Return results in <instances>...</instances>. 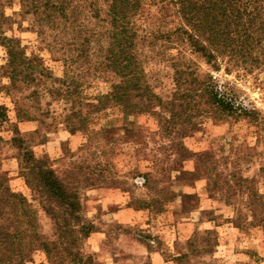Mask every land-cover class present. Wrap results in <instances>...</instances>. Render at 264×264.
Returning <instances> with one entry per match:
<instances>
[{
    "label": "rangeland",
    "instance_id": "374dc122",
    "mask_svg": "<svg viewBox=\"0 0 264 264\" xmlns=\"http://www.w3.org/2000/svg\"><path fill=\"white\" fill-rule=\"evenodd\" d=\"M109 1L0 0V226L14 229L7 195L21 193L41 241L56 239L15 137L78 190L93 232L77 247L93 264H264V41L259 65L214 70L175 32L188 28L174 6L145 0L132 52L148 90L97 110L120 82ZM211 88L245 113L217 109ZM31 243L24 264H51Z\"/></svg>",
    "mask_w": 264,
    "mask_h": 264
},
{
    "label": "trees",
    "instance_id": "16d2710c",
    "mask_svg": "<svg viewBox=\"0 0 264 264\" xmlns=\"http://www.w3.org/2000/svg\"><path fill=\"white\" fill-rule=\"evenodd\" d=\"M144 1H109L110 47L107 67L120 78V82L111 84L109 91L98 99L97 110L108 106H120L124 110L136 107L137 104L129 103V100L138 97L134 93L148 90L147 86L140 84L143 71L132 52L139 31L136 21ZM168 1L188 28L183 31L178 28L175 32L185 35L184 39L193 52L200 54L212 69L218 70L219 60L225 58L226 67L246 69L244 58L259 65L262 54L254 47L264 41L261 36L264 0ZM208 95L211 103L222 112L245 113L213 88ZM3 110L0 106L1 122L5 118ZM12 142L21 152L20 177L24 185L38 195L43 211L53 220L56 239L50 243L42 242L35 231L34 212L25 197L21 193H10L6 205L11 207L15 203L20 207V219L15 214V225L9 224L14 227L13 230L0 226V264H24L29 261L24 251L32 241L39 243L51 264H93L92 257L77 247L82 239L93 232V225L82 216L78 190L55 173L47 155L36 156L18 138H12ZM8 181L9 177L0 173V190L9 191V187H6ZM11 200L14 202L11 203Z\"/></svg>",
    "mask_w": 264,
    "mask_h": 264
},
{
    "label": "crops",
    "instance_id": "0c3cea01",
    "mask_svg": "<svg viewBox=\"0 0 264 264\" xmlns=\"http://www.w3.org/2000/svg\"><path fill=\"white\" fill-rule=\"evenodd\" d=\"M96 235V234H95ZM97 237V236H96Z\"/></svg>",
    "mask_w": 264,
    "mask_h": 264
}]
</instances>
